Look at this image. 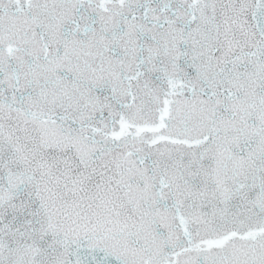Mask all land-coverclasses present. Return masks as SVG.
I'll use <instances>...</instances> for the list:
<instances>
[{"label": "snow or ice", "instance_id": "6c2138e0", "mask_svg": "<svg viewBox=\"0 0 264 264\" xmlns=\"http://www.w3.org/2000/svg\"><path fill=\"white\" fill-rule=\"evenodd\" d=\"M0 264H264V0H0Z\"/></svg>", "mask_w": 264, "mask_h": 264}]
</instances>
